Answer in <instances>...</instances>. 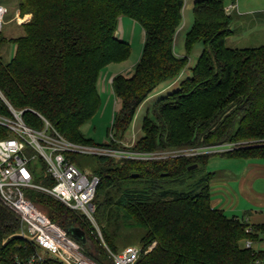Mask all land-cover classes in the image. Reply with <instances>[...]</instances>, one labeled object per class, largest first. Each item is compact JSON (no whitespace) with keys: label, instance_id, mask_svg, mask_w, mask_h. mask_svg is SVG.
Wrapping results in <instances>:
<instances>
[{"label":"trees","instance_id":"16d2710c","mask_svg":"<svg viewBox=\"0 0 264 264\" xmlns=\"http://www.w3.org/2000/svg\"><path fill=\"white\" fill-rule=\"evenodd\" d=\"M227 2L237 4L195 2L186 55L180 57L175 42L185 0H18L15 15L32 18L17 37L8 39L0 31V92L14 109L25 111L28 126L41 129L40 114L71 142L105 146L88 138L83 127L102 108L104 71L131 58V44L117 35L122 18H129L142 26L145 41L133 74H118L111 84L121 101L107 130L112 147H122L140 107L163 84L179 78L200 42L205 49L192 76L145 115L143 135L132 150L165 152L264 140V46H226L233 22ZM2 4L7 5L0 0ZM11 46L16 47L13 56L7 50ZM0 115L12 117L1 97ZM9 137L0 126V140ZM213 156L264 159V146L156 161L95 158L93 172L100 178L95 220L103 241L79 212L37 191L26 196L66 231L82 229L93 248L68 233L98 264H113L105 245L118 253L123 248L117 242L131 233L140 235L137 264H264V250L246 247L247 241L263 242L264 224L229 217L212 206L214 174L207 166ZM40 168L35 182L53 186L43 161ZM180 188L199 191L178 192ZM20 231L19 217L0 204V264H29L38 253ZM35 264L64 263L46 255Z\"/></svg>","mask_w":264,"mask_h":264},{"label":"built area","instance_id":"2783aa9c","mask_svg":"<svg viewBox=\"0 0 264 264\" xmlns=\"http://www.w3.org/2000/svg\"><path fill=\"white\" fill-rule=\"evenodd\" d=\"M227 6L226 10L234 8ZM7 9L0 5L1 20ZM12 117L0 115V126L6 128L9 138L0 140V204L16 214L21 222L20 234L30 240L38 253L29 264L42 262L46 255L54 257L64 264H98L87 256L82 245L72 238L68 231L54 223L34 202L27 198L28 191H37L60 201L68 209L79 212L97 229L103 241L102 233L95 220V199L100 184L99 176L81 168L79 156L93 158H112L120 161H156L176 158H189L207 154H219L240 148L264 146V140L239 144L178 149V151L139 152L134 151L128 142L114 148L110 140L105 146L83 145L66 139L47 119L40 114L44 122L41 129L26 124L24 110L14 109L0 92ZM113 140V139H112ZM75 158V161L73 160ZM47 167V174L54 185L46 187L35 182L40 173V162ZM251 230L249 229L248 232ZM264 241V234L262 235ZM252 241L246 242L247 248H253ZM153 248L150 247L149 251ZM113 264H137L141 248L128 246L114 253L105 245Z\"/></svg>","mask_w":264,"mask_h":264},{"label":"rangeland","instance_id":"374dc122","mask_svg":"<svg viewBox=\"0 0 264 264\" xmlns=\"http://www.w3.org/2000/svg\"><path fill=\"white\" fill-rule=\"evenodd\" d=\"M5 4L1 6L7 9V13L1 20L0 31L5 37L14 38L17 35L23 33L21 25L31 20L32 15H25L22 17L20 13L15 15V6L18 0H4ZM198 0H185L183 10V22L178 29L175 42V52L178 56L183 57L186 55V36L191 30L194 24V5ZM229 6L230 3L227 2ZM235 7L227 11L233 18L231 25L232 34L226 40V46L232 49H246V48H258L264 46V0H237ZM256 14V15H254ZM117 35L120 39H125L132 46V55L129 61L122 64H113L108 67L102 76L100 82V95L103 101V105L96 117L87 123L83 127V132L88 138H93L97 142L104 143L107 140V130L111 127L115 113H117L121 107V101L116 98L111 90L110 79L106 81L109 75H124L129 77L133 74L135 64L140 60L141 53L144 44V30L142 26L129 18H122L119 24ZM205 49L203 42L195 45L190 56L188 66L183 70L181 75L174 82L163 84L158 88L140 107L133 122L131 129L128 131L125 141L130 146H134L138 139L143 135L142 121L145 115L152 110L154 104L166 96L167 94L174 92L179 87L180 83L192 76V70L196 66L198 59ZM8 50L9 56L13 55V51H16V47L11 46ZM104 77V78H103ZM251 142V141H247ZM201 148V147H195ZM178 151V149H169V152ZM161 152V151H157ZM96 159L93 157L79 156L78 162L81 168L87 172L94 173L96 167ZM264 161V160H262ZM239 160L229 159L222 156H213L210 158L207 166L208 173H215L213 180L221 179L219 185L222 188L219 189L220 199L222 203L218 209L223 208L225 213L229 217L239 216L238 213L242 211L245 201L249 202L247 195H243L236 182H228L232 174H228L225 168L228 170L232 167L231 163H239ZM242 167L244 163H239ZM233 166H236L234 164ZM261 180H264V175L260 176ZM225 180V182H223ZM232 181V180H230ZM194 188H180L178 192H189ZM261 191H264V181L260 183L258 187ZM194 190L199 191V188ZM217 195L215 194L216 198ZM223 205V206H222ZM222 206V207H221ZM264 213V207L260 209ZM242 217V216H240ZM98 226V224H97ZM99 227V226H98ZM100 230V228H99ZM101 231V230H100ZM140 235L138 233H131L127 240L118 241L117 245L120 248H124L126 245L135 246L140 248ZM89 246L93 248V244L90 242ZM253 249L256 251L264 250V241L253 245Z\"/></svg>","mask_w":264,"mask_h":264},{"label":"crops","instance_id":"0c3cea01","mask_svg":"<svg viewBox=\"0 0 264 264\" xmlns=\"http://www.w3.org/2000/svg\"><path fill=\"white\" fill-rule=\"evenodd\" d=\"M256 15V14H254ZM145 35V32H144ZM145 41V39H144ZM15 54V50L13 51V55ZM12 55V56H13ZM115 75L108 76L106 81L110 79V86L113 82V79ZM104 78V77H103ZM112 90V87H111ZM113 93V90H112ZM114 95V93H113ZM230 159V158H229ZM234 158H231V160ZM239 160L240 162L244 163V166L242 167L239 163H231L232 166L229 170L225 168V171H227L228 174H232V177H230V182H236V184L239 186L240 191L242 194L249 198V202L245 201L244 206L242 207V211L238 212L241 213V215L236 216L239 218H244L248 222L252 224H264V213L260 210L262 207H264V191H261L258 189L260 187V183L264 180H261L260 176L264 175V159H235ZM236 164V166H233ZM215 174V173H213ZM221 179L212 180L211 182V189H212V206L216 209L220 206V203H222L221 199L219 198V189L222 188L219 185V182ZM225 182V180H223ZM217 195V198L215 196ZM223 206V205H222ZM221 206V207H222ZM223 210V208H221ZM225 212V210H223ZM242 216V217H240Z\"/></svg>","mask_w":264,"mask_h":264},{"label":"water","instance_id":"95a60500","mask_svg":"<svg viewBox=\"0 0 264 264\" xmlns=\"http://www.w3.org/2000/svg\"><path fill=\"white\" fill-rule=\"evenodd\" d=\"M193 168H196V165L195 166H193V167H191V169H193ZM68 232L75 238V239H77V240H79L82 244H84V245H89L90 244V240H89V238L87 237V235H86V233L82 230V229H80V228H78V227H74V228H70L69 230H68Z\"/></svg>","mask_w":264,"mask_h":264}]
</instances>
